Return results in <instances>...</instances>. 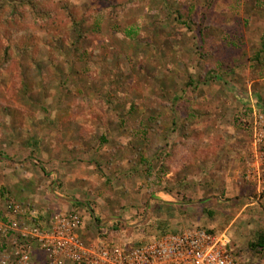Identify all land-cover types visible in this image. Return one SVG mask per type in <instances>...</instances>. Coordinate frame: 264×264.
<instances>
[{
	"label": "rangeland",
	"instance_id": "374dc122",
	"mask_svg": "<svg viewBox=\"0 0 264 264\" xmlns=\"http://www.w3.org/2000/svg\"><path fill=\"white\" fill-rule=\"evenodd\" d=\"M254 111L264 0H0V211L39 201L51 164L99 143L128 157L95 164L97 225L113 220V245L201 228L226 233L241 264H264L250 249L264 203L244 180Z\"/></svg>",
	"mask_w": 264,
	"mask_h": 264
},
{
	"label": "built area",
	"instance_id": "2783aa9c",
	"mask_svg": "<svg viewBox=\"0 0 264 264\" xmlns=\"http://www.w3.org/2000/svg\"><path fill=\"white\" fill-rule=\"evenodd\" d=\"M251 154L244 180L254 189L251 201L264 203V114L260 111L253 112ZM8 210L5 221L0 219V237L8 239L0 250V264H241L226 233L189 229L121 248L111 239L84 241L77 211L54 212L40 223L20 204L12 202ZM116 225L121 229L120 223Z\"/></svg>",
	"mask_w": 264,
	"mask_h": 264
},
{
	"label": "crops",
	"instance_id": "0c3cea01",
	"mask_svg": "<svg viewBox=\"0 0 264 264\" xmlns=\"http://www.w3.org/2000/svg\"><path fill=\"white\" fill-rule=\"evenodd\" d=\"M66 137L74 139L68 132H66ZM107 151L106 148L101 149L99 143H92L89 150L86 148V153H83L85 154L83 157L69 158L68 156H63L62 161L51 164L49 171L47 170V173L45 172V178L46 180L49 179V181L43 197L40 198L37 196L36 198L39 201L27 205L28 212L35 214L38 217L37 221L40 223H45L50 214L54 212L67 213L77 211L82 216L80 235L84 241L113 240L114 236H111L112 231H110L112 229L110 225L113 224V220L101 221L99 225L96 223V204L98 202L95 192L99 191L100 182H105V175L100 169L95 167V164L109 160L112 163V168L116 170L117 168H124L128 157L125 154L121 156L116 155L117 151L115 150L110 156L102 155L103 152ZM5 159L3 156L0 157V168L4 166ZM48 173L49 175H47ZM42 176L40 175L39 179ZM28 185L31 186L29 181ZM23 196L33 198L35 195L28 196L27 193H23ZM13 203L20 204L18 202ZM86 218L87 223L84 221ZM116 223L119 224L120 222L117 221ZM88 228L93 233H87L86 235L85 232Z\"/></svg>",
	"mask_w": 264,
	"mask_h": 264
},
{
	"label": "trees",
	"instance_id": "16d2710c",
	"mask_svg": "<svg viewBox=\"0 0 264 264\" xmlns=\"http://www.w3.org/2000/svg\"><path fill=\"white\" fill-rule=\"evenodd\" d=\"M31 5V9H32V12L35 14V16H37V15H39L40 14V12L41 11H43V14H44V16H46V18H51L52 17V11L51 10H39V8L40 7H38L39 6V4H37V6H36V4H30ZM209 5H207V7H206V9L204 10V11H199V14H198V17H199V19L201 20V25L203 24V25H206L205 24V22H206V18H207V12L209 11ZM34 9V10H33ZM69 11V10H68ZM38 13V14H37ZM68 18H69V20H70V22L72 23V24H74V25H77V23L75 22V19H74V17H72L71 18V14L68 12ZM205 28H206V26H205ZM199 32L200 33H202L203 32V29L202 30H199ZM130 34V33H129ZM250 187V189H251V192H252V194L254 195V189H253V187L252 186H249ZM260 203H262V202H259V204ZM12 204V202H8L7 204H6V206H5V208H4V211H0V219L1 220H3V221H5L4 220V216L9 212V210H8V206L9 205H11ZM18 220L19 221H21V218L19 217L18 218ZM96 223H98V221L96 220ZM8 242V239H5V238H1L0 237V245H2V247L4 248V247H6V243ZM2 248V249H3ZM264 248V232L262 233V235L261 236H259V238H258V240H257V242L255 243V244H251L250 245V249H252V251L254 250H256V249H260V250H262V249Z\"/></svg>",
	"mask_w": 264,
	"mask_h": 264
}]
</instances>
